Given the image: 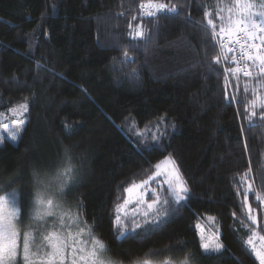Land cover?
Listing matches in <instances>:
<instances>
[{"label": "trees", "instance_id": "obj_1", "mask_svg": "<svg viewBox=\"0 0 264 264\" xmlns=\"http://www.w3.org/2000/svg\"><path fill=\"white\" fill-rule=\"evenodd\" d=\"M142 2L0 0V113L28 104L18 141L0 146V195L16 190L27 209L37 190L33 172L54 175L67 147L80 176L65 203L82 205L115 263L134 264L149 253L154 261L181 262L190 253L189 264H259L241 227L250 223L240 207L247 184L233 181L251 168L248 203L264 235V205L255 199L264 190V120L258 115L250 126L244 108L224 99V66L213 63L217 48L203 27L205 9L214 10L217 0H170L178 14L155 19H141ZM141 22L151 35L132 42L128 25ZM124 51L131 61L123 62ZM161 117L168 127L159 143L147 132L137 136L154 132ZM168 156L189 198L155 231L117 239L118 187L146 179ZM209 217L227 251L204 258L196 225L209 234Z\"/></svg>", "mask_w": 264, "mask_h": 264}, {"label": "snow or ice", "instance_id": "obj_2", "mask_svg": "<svg viewBox=\"0 0 264 264\" xmlns=\"http://www.w3.org/2000/svg\"><path fill=\"white\" fill-rule=\"evenodd\" d=\"M139 8L141 19H155L158 14H178L176 5L170 0L169 3L147 0ZM204 18L203 27L210 30L213 47L218 48L213 63L224 66V99L229 104L235 102L242 106V115L250 126H254L253 118L259 115L264 120V0H228V3L217 0L214 10L205 9ZM136 19V16L132 17V20ZM128 27L132 42H146L151 35L142 22L129 23ZM123 57V62L131 61L127 51L123 52ZM132 73L135 74L136 70L133 69ZM242 77L247 78V82L243 85L244 99L239 100L237 94ZM233 82L236 91L230 92ZM9 111L17 118L4 124L2 130L16 141L25 125V120L19 117L28 111V104L25 101ZM4 116L0 113V120ZM154 127V132L145 129L137 132V136L146 138L147 132L152 141L159 143L167 134L164 117ZM4 139L0 136V143ZM64 157L63 165L54 175L40 177L33 172L37 190L27 209L19 205L16 190L0 195V264H115L109 256L108 245L95 231V221L89 223L84 219L82 205L72 208L65 204L67 191L78 183L80 168L73 161L70 148H65ZM250 172L251 168L238 174L239 180L234 179L233 183L247 184L243 187L244 198L240 204L243 215L250 222L241 221V227L247 229L244 244L246 251L254 255L259 264H264V235L257 230V216L248 203V194L253 191V185L247 183ZM118 192L113 208V226L118 233L117 239H127L139 235L137 230L148 233L158 229L175 206L187 201L190 188L176 160L168 156L154 165V171L146 179L133 180L127 187H118ZM240 194V187H237V195ZM255 199L264 205V190L256 191ZM24 218L28 222L21 231ZM214 221V217L208 218L209 234L202 225H196L204 258L218 257L227 251L219 239V230L213 227ZM190 256V253L186 255L181 264H189ZM150 257L151 253L146 254L134 264H153ZM163 264L171 262L165 260Z\"/></svg>", "mask_w": 264, "mask_h": 264}, {"label": "rangeland", "instance_id": "obj_3", "mask_svg": "<svg viewBox=\"0 0 264 264\" xmlns=\"http://www.w3.org/2000/svg\"><path fill=\"white\" fill-rule=\"evenodd\" d=\"M210 31V30H209ZM217 52H218V48H217ZM26 114V112H24L23 113V115L21 116V117H19L20 119H24V115ZM17 117H14V116H12V114H11V112H8V113H6L5 114V116H4V118L2 119V120H0V136H4L5 137V139H7V140H9V141H11V142H13V143H16L17 141H18V139H19V136H18V139L16 140V141H13L11 138H10V136L8 135V133H6V132H3V125L4 124H6V123H10V121L11 120H13V119H16ZM25 120V119H24ZM26 122V121H25ZM24 128V127H23ZM5 139H4V141H5ZM4 141H3V143H4ZM3 143H0V146H2L3 145ZM164 160V159H163ZM153 186H155V185H153ZM17 193V192H16ZM17 200H18V203H19V196H18V193H17ZM66 204V203H65ZM66 206H67V204H66ZM28 222V221H27ZM27 222L24 224V225H20V227H21V231H23V229H24V227H25V225H27ZM257 243H259L258 241H257ZM166 260H168V259H166ZM153 261V264H163V262L165 261V260H162V261H154V260H152ZM170 262H171V264H181V262H179V261H174V260H169ZM115 264H117V263H115Z\"/></svg>", "mask_w": 264, "mask_h": 264}]
</instances>
